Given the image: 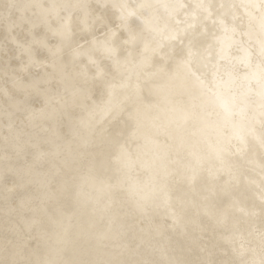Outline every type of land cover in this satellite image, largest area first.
<instances>
[{"label": "clouds", "instance_id": "clouds-1", "mask_svg": "<svg viewBox=\"0 0 264 264\" xmlns=\"http://www.w3.org/2000/svg\"><path fill=\"white\" fill-rule=\"evenodd\" d=\"M0 264H264V0H0Z\"/></svg>", "mask_w": 264, "mask_h": 264}]
</instances>
